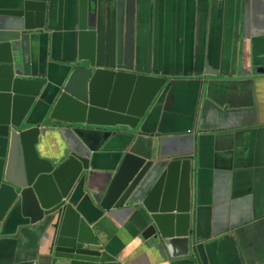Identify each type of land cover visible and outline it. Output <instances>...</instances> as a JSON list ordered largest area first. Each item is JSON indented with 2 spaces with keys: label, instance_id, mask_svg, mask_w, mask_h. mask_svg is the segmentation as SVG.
I'll return each instance as SVG.
<instances>
[{
  "label": "water",
  "instance_id": "1",
  "mask_svg": "<svg viewBox=\"0 0 264 264\" xmlns=\"http://www.w3.org/2000/svg\"><path fill=\"white\" fill-rule=\"evenodd\" d=\"M40 1L0 8V70L7 71L0 99L7 92H24L26 100L22 115L12 120L0 117V235L10 225L20 235L30 229L35 254L45 264H107L82 218L76 231L67 229L68 217L78 216L79 206L88 215L106 211L130 221L139 240L164 254L181 252L191 257L190 264H207L202 241L212 240L216 233L210 224L205 237L199 234V208L192 197L193 157L188 151L177 152L171 143L176 136L192 135L194 124L182 134L164 133L153 125L151 113L164 93V78L158 76L162 73L151 51L140 58L134 35L128 36L118 25L130 12L135 17L140 4L92 0L78 16L84 21L79 29L84 33L61 48L66 55L35 60L29 56L28 42L48 17L29 4H44ZM249 1V17L260 23L250 24L252 35L264 44V0ZM155 9L152 5V15ZM201 61L198 66V59L192 60L191 68L201 69H192L190 76H227L224 70L211 73L208 60ZM113 77L155 81L141 111L131 106L114 109L105 102L107 88L97 99L98 80L108 87ZM197 81L202 84V79ZM59 111L73 120L55 121ZM96 174L95 189L89 188L88 180ZM51 179L59 196L48 203L40 188Z\"/></svg>",
  "mask_w": 264,
  "mask_h": 264
},
{
  "label": "crops",
  "instance_id": "2",
  "mask_svg": "<svg viewBox=\"0 0 264 264\" xmlns=\"http://www.w3.org/2000/svg\"><path fill=\"white\" fill-rule=\"evenodd\" d=\"M23 1L0 0V8L15 7ZM136 1L140 5L135 17L130 12L127 19L121 17L118 25L128 36L134 35L140 58L151 51L157 60L156 68L162 73L158 76L164 78V93L151 113L155 115L153 125L164 133L182 134L194 124L192 135L182 136L187 139L185 142L176 136L171 143L177 146V152L188 151L193 157L192 197L199 208L198 232L205 237L211 224L216 233L212 240L202 241L203 257L207 264H264V44L259 36L252 35L250 24L260 23L249 17L250 1ZM40 2L44 4L29 5L36 12L44 11L48 22L42 29L32 31L29 56L54 60L66 55L61 52L65 43L72 44L75 36L84 33L79 30L84 21L78 16L93 1ZM255 2L259 4V0ZM152 5L156 6L155 15L151 13ZM194 58L198 59V66L201 59H207L211 73L224 70L227 76H190L192 69H201L191 68ZM6 77V69L0 70V84ZM198 79H202V84ZM105 84L102 79L96 83L97 99H102L107 88L105 102L114 109L131 106L134 111H141L155 81L113 77L108 87ZM6 94L0 99V117L12 120L24 113L25 94ZM151 106L140 123L151 112ZM73 118L63 111L54 116L55 121ZM105 179L102 176V182ZM65 180L62 175L60 181ZM98 180L97 174L90 177L88 187L94 188ZM40 191L48 203L59 196L54 179L44 183ZM100 213L88 215L78 206V216L68 217L67 229L76 231L82 218L98 240L95 249L101 253L102 262L190 264L187 260L191 257H183L181 252L164 254L139 240L130 221L106 211ZM34 237L30 229L20 235L14 232L13 225L6 226L0 235V264H40Z\"/></svg>",
  "mask_w": 264,
  "mask_h": 264
},
{
  "label": "flooded vegetation",
  "instance_id": "3",
  "mask_svg": "<svg viewBox=\"0 0 264 264\" xmlns=\"http://www.w3.org/2000/svg\"><path fill=\"white\" fill-rule=\"evenodd\" d=\"M119 2H121V1H119Z\"/></svg>",
  "mask_w": 264,
  "mask_h": 264
}]
</instances>
